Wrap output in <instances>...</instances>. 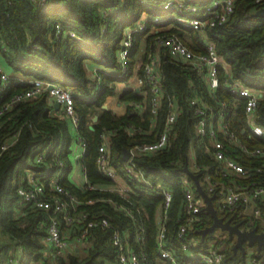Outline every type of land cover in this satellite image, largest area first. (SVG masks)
Returning <instances> with one entry per match:
<instances>
[{
	"label": "trees",
	"instance_id": "trees-1",
	"mask_svg": "<svg viewBox=\"0 0 264 264\" xmlns=\"http://www.w3.org/2000/svg\"><path fill=\"white\" fill-rule=\"evenodd\" d=\"M166 1L48 0L41 3L38 0H0V64L9 75L0 92V106L14 94L29 89L30 79L46 80L71 90L80 118L79 133L86 143L80 162L87 181L101 186L111 184L96 163L100 134L107 129L113 130L106 141L109 163L131 187L129 197L122 198L114 192L88 190L74 184L68 177L72 164L69 159L72 136L67 118L55 109L48 93L19 102L2 118L0 127V144L11 133L19 131L17 142L0 155V264L7 262L9 256L17 254L20 249V264H120L117 249L111 241V229L90 225L101 218H106L122 232L130 233L129 243L140 256V264H172L161 260L157 243L158 218L161 216L166 219L167 249L172 251L178 264H204L188 255L178 235L179 226L186 218L183 208L186 173L183 168L190 164L192 151L195 161L203 167L198 172L200 176L206 166H216L212 155L204 152L196 133L197 117L191 99L200 96L214 105L219 100L225 101L228 104L226 120L231 129L247 146L264 147V140L249 138L248 133L243 132L246 99L232 93L227 86L232 78L244 86L264 92V17L255 15L260 7L255 0H235L233 12L222 25L213 29L210 36L221 59L220 86L215 93L209 90L206 80L197 71L162 53L158 73L164 95L154 115L152 94L144 80V67L154 41L174 34L191 49L203 50L198 33L178 22L172 9L162 8ZM183 1L196 6L203 14L213 0ZM156 17L160 21L155 22L153 19ZM140 21L146 23V29L133 35L127 72L120 77L122 40L126 32ZM57 25L61 26L60 32ZM69 32H74L75 37ZM142 46L144 53L139 60L137 54ZM135 67L143 84L139 90L129 88L119 94V101L128 103V106L126 112L118 117L102 106L108 97L116 95V83L127 81ZM130 102L139 103L140 109H135ZM172 103L178 113L167 147L156 153L136 154L133 158L151 185L129 180L122 170L124 152L159 139ZM258 113L257 123L264 127V94ZM95 116L98 120L92 122ZM91 123L93 130L89 127ZM47 147L51 154L47 164H37L36 150ZM233 149L235 158L246 167H262L263 170L252 174L250 180L264 184V156L250 159L240 149ZM58 171L62 172L59 184L79 203L74 208L70 207V212L74 215L87 213V219L78 225L88 227L89 233L87 244L75 246L71 240L63 254L52 256L45 242V219L54 212L24 205L15 188L20 176L36 172L42 175L47 192L69 203L66 195L51 187L50 179ZM164 189L173 193L166 209ZM197 196L200 197L199 194ZM90 200L93 202L89 203ZM116 203L127 205L132 216L117 208ZM256 205L262 209L264 218V200H258ZM214 207L225 220L237 218L238 210L221 213L215 200ZM56 215L60 217L62 226L67 228L61 214ZM194 215L200 221L188 230L187 237L197 239L199 246L196 250L204 251L213 234L202 237L200 231L210 226L213 218L204 205L197 206ZM255 227L259 232L263 229L261 223ZM138 231L143 237L140 240L136 237ZM226 241L230 248L226 249L221 264H248L247 252L243 255L239 249L235 253L229 237ZM258 255L257 249L250 254L252 257Z\"/></svg>",
	"mask_w": 264,
	"mask_h": 264
},
{
	"label": "built area",
	"instance_id": "built-area-1",
	"mask_svg": "<svg viewBox=\"0 0 264 264\" xmlns=\"http://www.w3.org/2000/svg\"><path fill=\"white\" fill-rule=\"evenodd\" d=\"M48 0H38L45 3ZM235 0H213L205 9L203 14L199 13V9L194 5H187L183 0H167L163 5V9H172L174 18L180 22L185 28L194 30L200 36V42L203 50L198 51L191 49L177 35L171 34L160 37L153 43V49L148 53L147 63L144 67V80L152 94V113L155 115L161 105L164 95L160 76L158 73L161 54L166 53L173 60L180 61L198 74L202 75L206 80L208 88L215 93L220 86L219 69L221 59L216 50V44L210 34L213 29L222 25L228 16L234 10ZM255 4L264 7V0H255ZM155 22L160 21V18L153 19ZM146 29V23L140 21L138 25L128 30L122 40V47L119 52L122 71L120 77L127 72V65L130 51L133 47V35L136 32H142ZM58 32L61 31V26L57 25ZM69 35L75 37L74 32H69ZM264 73V70H263ZM9 75L4 67L0 64V92L7 84ZM232 80V81H231ZM31 86L29 89L14 94L8 102L0 106V127L2 126V118L19 102L28 98L36 97L44 93H48L54 103H59L60 113L67 118L71 130L76 134V140L83 148L86 149V143L79 133L80 118L76 112L73 92L60 84L49 82L41 79H30ZM140 85L143 84V79L139 78ZM51 86V88H50ZM228 88L234 94H239L246 99L244 112L246 116V125L243 132L248 133L249 138H260L264 140V127L257 123L260 118L258 106L264 92L248 86H244L232 78L228 81ZM216 98V97H215ZM217 99V98H216ZM135 109H140V104L135 102L129 103ZM191 105L194 107V114L197 117L196 133L200 137L205 153L211 154L216 161V166L205 167L203 175H199L203 167L195 161V154L192 151L189 170L199 175V180L202 188L209 196H215L218 210L221 213H233L238 210L237 218H232L233 223H241V230H252L256 228L258 223H261L262 231H264V218L262 209L256 205L258 200H264V184H259L255 180H250L251 175L255 172L262 171V167L248 166L246 167L239 162L234 156V149H240L244 155L250 159H256L264 156V147L251 148L243 143L236 132L229 126L226 116L228 112V104L225 101H218L217 104H210L200 96H195L191 99ZM178 109L175 104H171V112L167 116L165 127L157 141L152 143H144L133 148L130 153V158L124 161L122 170L124 175L129 180H134L143 185H151L149 178L145 172L137 167L133 158L136 154H151L165 149L169 142V133L173 123L176 120ZM113 130L105 129L100 134L101 142L98 145V155L96 163L99 171L109 180L111 184L101 186L91 184L86 179L83 187L88 190H103L118 194L122 198H128L131 192V187L127 180L123 178L109 163V155L106 141ZM19 138V131L11 133L0 144V155L13 146ZM51 156L49 148L37 149L35 153V162L37 164H47V159ZM55 157V156H54ZM59 165L63 164L58 161ZM42 175L36 172H28L19 177L16 185V193L20 201L24 205L32 206L44 211H51L46 217V238L45 242L48 246V251L52 256L63 254L69 247L71 240L74 245L87 244L89 228L79 226L81 222L87 219V213H79L74 215L70 212V207H76L79 203L75 196L66 191L59 184L60 175L56 174L50 180L53 190L60 194H64L69 199V203L61 197L47 192V189L42 182ZM186 173L184 182V204L183 208L186 213V218L179 226L178 235L181 239L183 249L189 256L198 258L204 264H221L225 257V251L228 248L226 239L221 236L213 235L206 250L197 251L199 241L193 237H187L188 230L193 228L195 222L200 221L196 218L194 210L199 205H204L205 202L196 191L194 181ZM165 209L168 208L173 198V193L170 190L164 189ZM104 200V199H102ZM213 200V203H214ZM93 202L92 200L89 203ZM117 208L124 210L126 214L132 216L131 210L127 205L116 203ZM250 209V210H249ZM249 210V211H248ZM64 218L65 224L63 227L61 219L58 215ZM240 220V221H239ZM91 226L101 225L103 228L111 229V241L117 249L118 262L120 264H140V256L129 243L130 233L122 232L117 227L111 225L106 218H101L97 222L90 224ZM79 226V231L77 230ZM158 237L157 243L161 253L162 261H170L172 264H178L172 251L166 246V219L165 216L158 218ZM261 231V232H262ZM73 232V234H71ZM225 232V231H224ZM228 236V233L225 232ZM213 234V233H210ZM138 240L142 239L140 231L136 234ZM233 245V242H231ZM264 248V246H263ZM258 253V256H250L248 264H264V250ZM251 254L256 246L251 247ZM22 249L17 254L9 256L6 264H20L22 257ZM142 257L143 254H142Z\"/></svg>",
	"mask_w": 264,
	"mask_h": 264
},
{
	"label": "water",
	"instance_id": "water-1",
	"mask_svg": "<svg viewBox=\"0 0 264 264\" xmlns=\"http://www.w3.org/2000/svg\"><path fill=\"white\" fill-rule=\"evenodd\" d=\"M255 15L259 17H264V7L258 9ZM54 106L56 110L60 108V104L57 102L54 104ZM102 107L106 110L108 109L106 104H104ZM97 120H98V116H95L94 122ZM91 129H94V127L91 126ZM130 155H131L130 151H125L123 155V160L124 161L129 160ZM183 170L194 181L196 186V191L199 193V195L202 196L205 202V210L208 211L213 218V223L210 226L200 231L202 237H205L206 235L213 233L215 230L220 229L221 231H225L228 233L229 240L233 242L232 249L235 253L240 249L243 252V255H245L246 254L245 244L251 247L256 246L257 252L260 253L264 246V231L259 232L257 228H253L250 231L241 230L240 222L233 223L232 218L225 220L223 217H220L213 203L215 196H209L205 192V190L202 188L200 184L199 175L192 173L188 168V164L185 165Z\"/></svg>",
	"mask_w": 264,
	"mask_h": 264
},
{
	"label": "crops",
	"instance_id": "crops-1",
	"mask_svg": "<svg viewBox=\"0 0 264 264\" xmlns=\"http://www.w3.org/2000/svg\"><path fill=\"white\" fill-rule=\"evenodd\" d=\"M137 67H138V65H137ZM139 78L140 77H139L138 71L136 70V67H135L134 72H133V75L127 81L116 83V89H115L116 95L115 96L108 97L107 100H106V105L108 107L107 110H111L112 113L114 115L118 116V117L119 116H122L126 112V110H127L128 103H126V102H120L119 101V98H118L119 97V94L123 90L129 89V88H137L139 90V86H140ZM92 122H94V118L92 119ZM91 126H93L92 123L89 126L90 129H91ZM91 130H93V129H91ZM71 132H72V130H71ZM77 144H78V148L81 150V154H80V156H77L75 158V163L76 164L79 163L82 166V174H83L84 180H85L83 165L80 162V158L82 157V155H83L84 152H83V148L81 147V145L78 142H77ZM70 149H71V147H70ZM70 154H71V152H70ZM70 154H69V159H70ZM77 186H80L81 187V186H83V184H80V185H77ZM247 247H246V252H247V255H248V258L247 259L249 261L250 254H251V250H250V253H249ZM74 248H76V247L74 246ZM4 264H6V261H5Z\"/></svg>",
	"mask_w": 264,
	"mask_h": 264
},
{
	"label": "rangeland",
	"instance_id": "rangeland-1",
	"mask_svg": "<svg viewBox=\"0 0 264 264\" xmlns=\"http://www.w3.org/2000/svg\"><path fill=\"white\" fill-rule=\"evenodd\" d=\"M143 53H144V47L142 46L140 48V50L138 51V54H137V58L139 60L142 57ZM71 136H72V143H71L70 159H71L72 164H71V169H70L68 177L72 182H74L77 185H80V184H84L85 180H84V176L82 174V166L79 163H77V164L75 163V158L77 156H80L81 150L78 148V144H77V140H76V134L73 131L71 132ZM57 173H58V175H61L62 172L58 171ZM213 235L221 236V237H224L225 239L228 238L227 234L224 231H221L220 229L215 230L213 232ZM2 239H3V237H2ZM226 243H228V242L226 241ZM226 245L228 248H230L229 244H226ZM247 248H248V251L250 253V250H252L251 247L248 245Z\"/></svg>",
	"mask_w": 264,
	"mask_h": 264
}]
</instances>
